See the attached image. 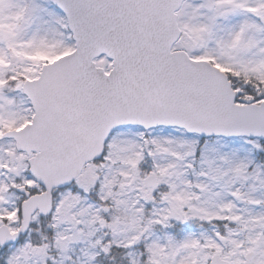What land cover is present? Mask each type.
<instances>
[{"label":"snow or ice","instance_id":"6c2138e0","mask_svg":"<svg viewBox=\"0 0 264 264\" xmlns=\"http://www.w3.org/2000/svg\"><path fill=\"white\" fill-rule=\"evenodd\" d=\"M0 264H264V0H0Z\"/></svg>","mask_w":264,"mask_h":264}]
</instances>
